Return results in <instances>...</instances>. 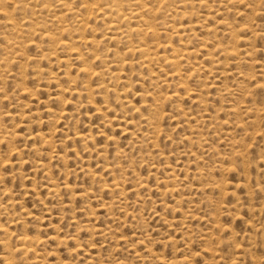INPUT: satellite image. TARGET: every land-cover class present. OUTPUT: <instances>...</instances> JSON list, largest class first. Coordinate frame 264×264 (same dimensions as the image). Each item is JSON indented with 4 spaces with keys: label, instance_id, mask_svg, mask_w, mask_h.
<instances>
[{
    "label": "rangeland",
    "instance_id": "rangeland-1",
    "mask_svg": "<svg viewBox=\"0 0 264 264\" xmlns=\"http://www.w3.org/2000/svg\"><path fill=\"white\" fill-rule=\"evenodd\" d=\"M138 1L0 0V264H264V0Z\"/></svg>",
    "mask_w": 264,
    "mask_h": 264
},
{
    "label": "bare ground",
    "instance_id": "bare-ground-1",
    "mask_svg": "<svg viewBox=\"0 0 264 264\" xmlns=\"http://www.w3.org/2000/svg\"><path fill=\"white\" fill-rule=\"evenodd\" d=\"M99 2H104V4L100 5V6H97L98 8L96 7H92V6H86L82 9H80L79 11L80 12H83V11H86L88 12L89 15L93 14L92 13V10H94V14L96 13L97 14H100V16L102 17L103 20H106L107 22L104 24L105 25V28H106V32L107 33H111V37L108 38V40H117V39H122V38H127L128 35L130 34H133L135 33L134 31L135 30H131V29H128V30H124L122 27V25L126 24V23H129L130 20L132 19H135V20H143L145 24L146 23V19L143 18V14L142 12H140V10L142 9V7L138 6L139 5V1L138 0H98ZM169 1H174V0H169ZM126 2L127 4L128 3H131L130 6L132 7H135V9L133 10H129V8L127 9L129 12L128 13H125L124 10H123V3ZM182 2V1H180ZM212 2V0H211ZM184 3V2H182ZM12 4V3H11ZM17 2L16 1H13V5H16ZM93 4V3H92ZM181 5H184V4H181ZM95 6V5H94ZM56 7L60 9V11L64 12L63 13H60L61 15L57 16L55 15L53 22L55 24H60V23H63L65 22L64 18L67 16V15H77L76 11H74L73 8H71L70 6H68L66 3L64 2H60V1H57L56 2ZM49 9V7H48ZM82 10V11H81ZM126 10V9H125ZM2 18V17H1ZM76 21L77 22V25L78 27H80L82 25V19L79 18L78 16L75 17ZM208 19V17H206L204 19V21H206ZM220 22H216L215 24H219ZM87 24V23H86ZM127 25V24H126ZM144 25V24H143ZM149 25V24H147ZM67 26V25H66ZM173 26V25H172ZM168 27H171L168 26ZM134 28V27H133ZM175 28H178L177 26H175ZM62 30V32L65 30H63L62 28H60ZM153 29V27H152ZM203 29H205V27H203ZM208 35H211V34H215V32H212L211 30L209 29H206ZM76 35V34H75ZM191 35V34H190ZM42 36L45 38V37H48L49 39L53 40L52 37H50L49 34H43L42 33ZM105 36V35H104ZM193 36V35H192ZM83 42L82 44L84 45H93L94 44V41L91 40V39H86L84 37H82L80 39L79 42ZM181 41V40H180ZM124 42V41H123ZM160 43V42H159ZM60 48L62 49H66L68 47L67 43L66 42H63V41H59L58 42ZM146 47L145 45H141V46H136L132 49H129L128 52H132V54H138L140 57V64L142 66H149L153 59L157 57V54H150L149 53V50L147 48H144ZM167 46H162V48H166ZM70 49V48H69ZM186 50V49H184ZM183 50V51H184ZM234 51V49H231V52ZM73 54V53H72ZM188 54L190 53H187V54H182L180 57V59H178V61H181L183 60L184 58L183 57H186V58H189ZM186 55V56H185ZM95 56V55H94ZM77 59H80L81 58V55H77L76 57ZM158 58V57H157ZM164 63L168 66V67H171V69L175 68V67H178L176 66V63L173 62V61H168L165 59ZM177 71H172V73H175ZM129 125V124H128ZM128 134H132L131 132H128ZM7 137V136H5ZM79 137V136H78ZM81 137V136H80ZM0 140H3V139H0ZM86 140V139H84ZM88 140V139H87ZM109 141V140H108ZM120 153V152H119ZM101 158V156H99ZM105 168V171H108L109 173L112 172L111 168L110 167H106L104 166ZM141 186V183L139 185H137V187H140ZM55 188V187H54ZM63 188L65 190H68V187L67 185H64ZM100 189L101 190H106L108 191L110 194H117L119 196L121 195H124L125 194V190L123 188V185L121 183H118L116 179L113 180V182H111L109 185H102L100 186ZM58 191V190H57ZM56 189H53V188H49L48 190V193H51L52 195L55 194L56 192ZM85 193H89L88 191H84ZM79 196V195H78ZM121 199V198H120ZM122 201V200H121ZM10 203L6 204L9 205ZM105 208L107 209H110V207L113 205V202H108L106 204H102ZM102 206V207H103ZM0 231H3V227L0 226ZM108 232L110 231H107V230H99V234L102 236L103 234H106L108 235ZM110 234V233H109ZM18 241H19V247L17 248V251L21 252L22 255H25V254H28V253H31L33 251V247L35 244H33L32 241L28 240L27 238L25 237H20L18 238ZM38 242V241H37ZM2 244V241H0V245ZM5 264H9L8 260L5 259Z\"/></svg>",
    "mask_w": 264,
    "mask_h": 264
}]
</instances>
